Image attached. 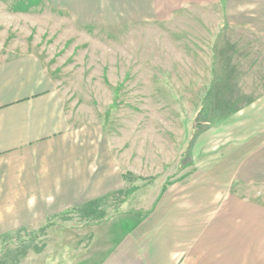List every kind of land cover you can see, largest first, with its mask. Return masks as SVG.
Returning a JSON list of instances; mask_svg holds the SVG:
<instances>
[{"label":"rangeland","instance_id":"1","mask_svg":"<svg viewBox=\"0 0 264 264\" xmlns=\"http://www.w3.org/2000/svg\"><path fill=\"white\" fill-rule=\"evenodd\" d=\"M8 18L0 27L5 37L24 45L33 36L44 44L11 47L8 41L2 53L34 52L44 59L71 118L88 130L100 156L115 158L124 186L4 237L0 264H103L114 252L118 263H150L162 246L165 225L185 230L191 193L197 196L211 187L215 195L228 189L264 199V186L238 178L231 186L224 184L228 179L223 175L246 158L262 135L264 111L239 113L235 101L224 107L222 96H212V80L230 94L236 87L235 80L212 69L217 60L213 47L192 46L183 40L188 33H161L153 27L115 32L83 27L69 13L53 14L49 31L43 24L29 25L25 17L18 24ZM243 106L249 105L243 101ZM246 133L249 137L241 139ZM205 135L218 138L217 144H209ZM207 153L219 158L218 169ZM134 249V262L125 261L123 251Z\"/></svg>","mask_w":264,"mask_h":264},{"label":"crops","instance_id":"2","mask_svg":"<svg viewBox=\"0 0 264 264\" xmlns=\"http://www.w3.org/2000/svg\"><path fill=\"white\" fill-rule=\"evenodd\" d=\"M65 13L80 26L113 32L153 27L161 33H188L183 40L213 47L217 60L212 69L236 81L230 94L219 84L215 88L212 80V96H222L224 107L235 101L239 113L264 111V0H0V27L13 16L14 24L25 17L29 25L43 24L49 31L53 14ZM5 36L0 29V49L8 41L11 47L44 44L31 36L20 45L18 38ZM259 132L246 158L223 175L225 185L238 178L264 186V126ZM214 137L205 135L204 140L217 144ZM207 155L218 169L219 158ZM120 169L114 157L100 156L88 130L71 118L58 82L39 54L0 50V240L121 190ZM214 190L188 195L185 230L165 225L156 261L134 264H264V199L228 189L215 195ZM137 251L124 250L125 261L134 262ZM111 262L128 264L118 263L115 252L103 264Z\"/></svg>","mask_w":264,"mask_h":264},{"label":"trees","instance_id":"3","mask_svg":"<svg viewBox=\"0 0 264 264\" xmlns=\"http://www.w3.org/2000/svg\"><path fill=\"white\" fill-rule=\"evenodd\" d=\"M72 211V210H71ZM71 211H68V212H71Z\"/></svg>","mask_w":264,"mask_h":264}]
</instances>
